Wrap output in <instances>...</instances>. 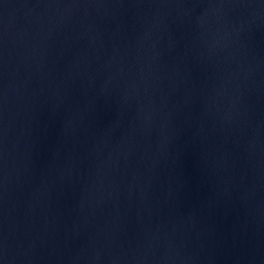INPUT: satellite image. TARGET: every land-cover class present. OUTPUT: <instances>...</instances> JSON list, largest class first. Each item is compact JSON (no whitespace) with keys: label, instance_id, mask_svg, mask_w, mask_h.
<instances>
[{"label":"water","instance_id":"obj_1","mask_svg":"<svg viewBox=\"0 0 264 264\" xmlns=\"http://www.w3.org/2000/svg\"><path fill=\"white\" fill-rule=\"evenodd\" d=\"M0 264H264V0H0Z\"/></svg>","mask_w":264,"mask_h":264}]
</instances>
